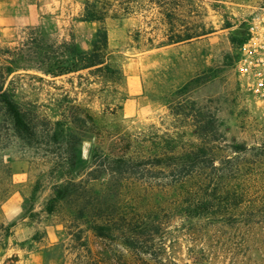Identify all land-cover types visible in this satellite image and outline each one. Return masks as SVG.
Returning <instances> with one entry per match:
<instances>
[{
  "label": "rangeland",
  "instance_id": "obj_1",
  "mask_svg": "<svg viewBox=\"0 0 264 264\" xmlns=\"http://www.w3.org/2000/svg\"><path fill=\"white\" fill-rule=\"evenodd\" d=\"M39 1L52 5L43 7L36 19L0 24V67L14 69L4 87L32 112L43 136L41 143L27 146L14 135L0 107V223L12 224L8 234L0 231V264L93 261L80 248L83 257L76 256L79 250L67 227L73 202L46 210L57 181L49 171L51 159L60 153L59 145L45 136L52 121L63 119L80 131L77 158L87 166L92 152L102 154L107 147L152 159L197 143L191 119L175 113L197 107L215 119V165L221 166L211 176L205 170L211 180L201 190L199 211L171 212L180 189L169 184L159 166L143 178L117 181L103 175L87 187L103 194L104 205L128 215L161 210L167 224V264H192L195 254L198 264H264V86L238 68L249 21L264 0H185L184 21L207 33L167 45H160L166 25L158 7L135 0L122 14L119 0H108L107 61L121 70L117 82L93 68L58 76L45 72L58 61L60 43L74 41L88 48L99 23L80 20L85 0ZM88 191L74 200H92ZM235 191L242 193L236 206ZM86 214L74 222L94 262L156 264L118 237L95 235L85 222L92 216Z\"/></svg>",
  "mask_w": 264,
  "mask_h": 264
},
{
  "label": "trees",
  "instance_id": "obj_2",
  "mask_svg": "<svg viewBox=\"0 0 264 264\" xmlns=\"http://www.w3.org/2000/svg\"><path fill=\"white\" fill-rule=\"evenodd\" d=\"M133 1L135 0H119L122 14L130 11V3ZM140 1L158 7L159 13L162 14V20L166 25V39L161 41L160 45L189 40L207 33L204 28L197 29L190 26L189 22L184 21L183 3L185 0ZM109 5L111 2L108 0L84 1L80 20L99 23L92 34L89 47L82 48L74 41H63L59 45L58 61L51 65L45 71L46 73L58 76L93 68L109 81L117 82L121 79V70L107 61L108 31L104 22L108 17ZM13 71L14 69L8 65L0 67V107L9 119L14 135L27 146H33L41 143L42 130L32 112L22 108L14 99L13 93L4 87L6 78ZM190 105L191 108H195L194 103L191 102ZM196 109L175 111V113L182 112L191 119L193 132L198 139L197 143L183 148L180 152H175L172 149L163 151L161 155L152 159H146L128 155L125 148L116 151L112 147H107L105 153L92 152L87 160V166L81 165L77 158L76 146L83 139L80 131L63 119L51 122L45 136L49 138V141L59 145L60 153L51 159L49 171L54 174L57 181L51 187V196L47 201L46 210L52 212L61 201L73 202L68 211L70 219L67 227L70 228L72 240L76 241L73 246L77 250L80 248L85 253L84 255L87 254L88 259L91 257L93 260L91 264H99V261L96 259L94 262L91 249L82 239V229H78V225L74 222L75 219L87 215V212L92 218L86 219L85 222L88 229L92 230L95 235L105 239L118 237L126 247L134 249L140 254L149 255L156 264H167L163 259V254L166 252L163 233L167 230V224L160 218L159 212L161 210L155 209L147 213L128 215L125 211H118L113 205H104L103 194L94 192L91 187H87V183L90 180L99 179L103 175H108L110 180L116 179L117 181L129 177L143 178L147 172L158 170L167 174L170 178V185H177L180 189L181 197L170 208L171 212L183 214L187 208H191L195 212L199 211L203 203L201 190L205 181L211 180L205 176V170L209 168L208 176H211L221 166L215 165L214 149L216 145L214 142L217 140L215 119L212 116L205 117L199 107ZM232 148L237 151L236 145ZM154 166L160 168L155 170L153 169ZM84 190H90L93 193V199L87 198L84 202L74 200L76 196L83 194ZM241 194L239 191L234 192L235 206L239 204L242 198ZM11 225L0 223V231L8 234ZM74 227L77 229L74 230ZM58 247L57 244L44 252L48 255ZM81 250L76 254L79 260L83 257ZM191 258L192 264H198L199 256L197 254ZM144 264L148 263L145 262ZM172 264L178 263L173 261Z\"/></svg>",
  "mask_w": 264,
  "mask_h": 264
},
{
  "label": "built area",
  "instance_id": "obj_3",
  "mask_svg": "<svg viewBox=\"0 0 264 264\" xmlns=\"http://www.w3.org/2000/svg\"><path fill=\"white\" fill-rule=\"evenodd\" d=\"M238 68L246 78L264 86V6L249 21Z\"/></svg>",
  "mask_w": 264,
  "mask_h": 264
},
{
  "label": "crops",
  "instance_id": "obj_4",
  "mask_svg": "<svg viewBox=\"0 0 264 264\" xmlns=\"http://www.w3.org/2000/svg\"><path fill=\"white\" fill-rule=\"evenodd\" d=\"M51 5V2L39 0H0V24L10 25L13 18L24 19L27 16L36 19L43 7Z\"/></svg>",
  "mask_w": 264,
  "mask_h": 264
}]
</instances>
